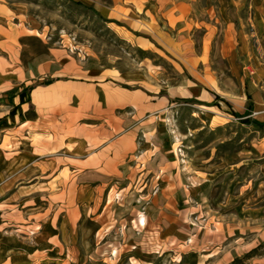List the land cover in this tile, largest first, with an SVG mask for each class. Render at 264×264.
Returning a JSON list of instances; mask_svg holds the SVG:
<instances>
[{
  "label": "rangeland",
  "instance_id": "374dc122",
  "mask_svg": "<svg viewBox=\"0 0 264 264\" xmlns=\"http://www.w3.org/2000/svg\"><path fill=\"white\" fill-rule=\"evenodd\" d=\"M2 1L101 84L56 95L54 204L0 228V264H264V0Z\"/></svg>",
  "mask_w": 264,
  "mask_h": 264
},
{
  "label": "crops",
  "instance_id": "0c3cea01",
  "mask_svg": "<svg viewBox=\"0 0 264 264\" xmlns=\"http://www.w3.org/2000/svg\"><path fill=\"white\" fill-rule=\"evenodd\" d=\"M10 13L7 5L0 0L1 229L18 225L13 217L19 214H23L21 217L27 225L18 226H32L33 222L29 216L34 213L30 211L32 209L30 206L36 205L35 195L38 194V190H44L45 197L41 198L43 203L54 204L52 175L61 174L64 167H55L57 161L54 155L58 154L52 151L63 147L58 146L59 141L56 139H36L39 141L37 143L34 141V135L51 136L52 131L49 127L68 123V118L60 117V113L65 112L64 109L54 105L56 95H71L77 103L79 99L73 95L74 90L101 84L100 81L84 75L95 74L98 69L90 63L82 64L63 48L48 42L41 33L27 28L20 22H10L9 19L12 18ZM47 80L51 82L44 84L43 82ZM29 85H33V88H26ZM191 93L205 102L213 101L210 91L207 93L192 88ZM248 95L251 99L250 93L246 94ZM67 106L69 107V104ZM112 131L114 128L110 127V132ZM53 134L56 135L54 131ZM117 139L111 135L106 140V146L116 147ZM82 142L79 139L74 140V147L80 148ZM80 171L86 172L81 169ZM68 185L62 183L60 205L71 204L65 195ZM79 188L78 194L81 195L85 186L81 185ZM78 204L79 202L72 203ZM53 237L52 234H48L46 240L52 243ZM50 250L46 248L43 251ZM49 257L47 254V258Z\"/></svg>",
  "mask_w": 264,
  "mask_h": 264
},
{
  "label": "trees",
  "instance_id": "16d2710c",
  "mask_svg": "<svg viewBox=\"0 0 264 264\" xmlns=\"http://www.w3.org/2000/svg\"><path fill=\"white\" fill-rule=\"evenodd\" d=\"M148 38V37H147ZM49 82H51L50 80H47V81H44L43 83L44 84H47V83H49ZM32 88V86L29 88V89H31ZM215 95V94H214ZM216 96V95H215ZM248 98H249V95H248ZM250 109L251 108V104L249 103L248 104V107H247V109ZM254 252H255V249H253V250H251V251H249V252H247V253H245L244 255H243V257H241V258H239V257H235L233 260H232V262L230 263V264H243L242 262H243V260L244 259H248V258H250L251 256H253L254 255Z\"/></svg>",
  "mask_w": 264,
  "mask_h": 264
}]
</instances>
